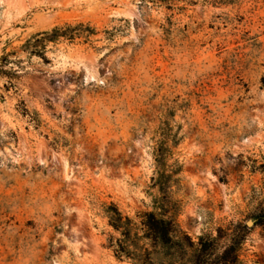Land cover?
I'll list each match as a JSON object with an SVG mask.
<instances>
[{"label":"rangeland","instance_id":"1","mask_svg":"<svg viewBox=\"0 0 264 264\" xmlns=\"http://www.w3.org/2000/svg\"><path fill=\"white\" fill-rule=\"evenodd\" d=\"M0 264H264V0H0Z\"/></svg>","mask_w":264,"mask_h":264},{"label":"trees","instance_id":"2","mask_svg":"<svg viewBox=\"0 0 264 264\" xmlns=\"http://www.w3.org/2000/svg\"><path fill=\"white\" fill-rule=\"evenodd\" d=\"M160 1H170V0H160ZM80 26H83V24H80ZM69 28H55L52 30V32H45L43 35V41H46V40H50V39H58L59 37H67L69 39H73L75 37V34L74 33H70L68 32ZM39 41V39H38ZM110 218L112 220V222L114 223V225L116 227H122L123 225H125V222L123 221V217L121 215V213L118 211V210H111L110 211Z\"/></svg>","mask_w":264,"mask_h":264},{"label":"water","instance_id":"3","mask_svg":"<svg viewBox=\"0 0 264 264\" xmlns=\"http://www.w3.org/2000/svg\"><path fill=\"white\" fill-rule=\"evenodd\" d=\"M249 223H251V222H249Z\"/></svg>","mask_w":264,"mask_h":264}]
</instances>
